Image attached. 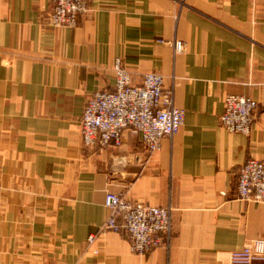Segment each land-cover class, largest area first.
Returning a JSON list of instances; mask_svg holds the SVG:
<instances>
[{"label": "crops", "instance_id": "crops-1", "mask_svg": "<svg viewBox=\"0 0 264 264\" xmlns=\"http://www.w3.org/2000/svg\"><path fill=\"white\" fill-rule=\"evenodd\" d=\"M88 4L74 27L55 28L49 0H0V264H229L264 240V203L236 194L239 168L264 161V0ZM117 58L135 84L161 74L184 110L149 158L129 132L119 147L81 143L86 100L113 89ZM228 95L257 103L247 136L220 126ZM106 193L170 205V249L134 254L102 231Z\"/></svg>", "mask_w": 264, "mask_h": 264}, {"label": "built area", "instance_id": "built-area-1", "mask_svg": "<svg viewBox=\"0 0 264 264\" xmlns=\"http://www.w3.org/2000/svg\"><path fill=\"white\" fill-rule=\"evenodd\" d=\"M50 25L71 28L89 13L88 0H49ZM186 43L174 40L173 55L183 54ZM111 91H97L86 100L80 121V138L85 149L119 147L122 134L139 136L147 158L163 139H172L184 123V110L175 106L172 90L164 89V77L155 72L142 75L138 84L122 60L113 63ZM220 126L231 134L249 135L257 103L245 96L228 95L223 101ZM237 198L264 203V161L249 159L238 170ZM108 216L101 230L121 234L132 253L146 255L157 249L169 250L174 239L172 208L127 200L121 194L106 193ZM94 236L89 237L92 243ZM229 264H264V240L256 239L230 252Z\"/></svg>", "mask_w": 264, "mask_h": 264}]
</instances>
